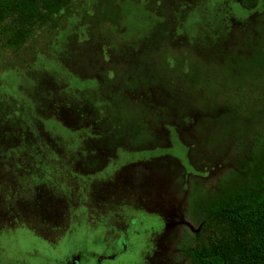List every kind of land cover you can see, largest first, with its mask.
<instances>
[{"label":"rangeland","instance_id":"374dc122","mask_svg":"<svg viewBox=\"0 0 264 264\" xmlns=\"http://www.w3.org/2000/svg\"><path fill=\"white\" fill-rule=\"evenodd\" d=\"M263 182L264 0H71L0 46V264H198Z\"/></svg>","mask_w":264,"mask_h":264},{"label":"trees","instance_id":"16d2710c","mask_svg":"<svg viewBox=\"0 0 264 264\" xmlns=\"http://www.w3.org/2000/svg\"><path fill=\"white\" fill-rule=\"evenodd\" d=\"M71 0H0V46L19 45L37 22H46ZM202 24L211 32L223 20L205 8ZM206 245L197 237L190 253L198 264H264V182L215 205L206 219Z\"/></svg>","mask_w":264,"mask_h":264}]
</instances>
